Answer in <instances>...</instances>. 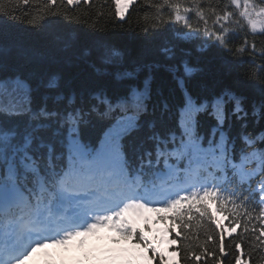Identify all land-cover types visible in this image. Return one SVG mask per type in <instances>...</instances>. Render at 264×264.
Returning <instances> with one entry per match:
<instances>
[{
	"label": "snow or ice",
	"instance_id": "snow-or-ice-1",
	"mask_svg": "<svg viewBox=\"0 0 264 264\" xmlns=\"http://www.w3.org/2000/svg\"><path fill=\"white\" fill-rule=\"evenodd\" d=\"M115 2L123 16L134 0ZM186 3L153 5L158 14L170 10L160 23L187 30L174 29L176 42L155 52L130 51L102 38L82 42L75 32L55 29L41 45L25 44L8 33L9 18L15 17L0 6L8 17L0 19V70L14 58L35 85L29 88L20 78L0 81V264H25L49 243L64 244L102 227L119 234L113 243H135L97 264L145 258L165 264L164 253L146 234L147 213H155L157 223L171 221L157 230L161 243L177 228L176 237L188 239L184 233L207 219L220 230L218 250L225 257V233L237 232L241 222L223 228L211 205L216 213L236 216L244 207L246 220L264 224V79H250L257 95L249 99L233 86L202 79L192 50L179 47L199 42L200 53L216 47L264 58V0L259 5L243 0L242 6L241 0ZM210 19L215 31L208 27ZM241 34L243 42L233 51L229 44ZM262 72L264 64L257 76ZM243 230L249 231L246 224ZM206 237L212 240L213 234ZM261 237L264 227L255 236L264 244ZM207 240L199 255L188 248L195 260L215 255ZM234 247L241 250V243ZM235 264H245L241 255Z\"/></svg>",
	"mask_w": 264,
	"mask_h": 264
},
{
	"label": "trees",
	"instance_id": "trees-1",
	"mask_svg": "<svg viewBox=\"0 0 264 264\" xmlns=\"http://www.w3.org/2000/svg\"><path fill=\"white\" fill-rule=\"evenodd\" d=\"M241 1L243 2V0ZM161 2L162 0H134L123 19L117 17L115 0H89L88 3L81 0L76 5H69L67 0H63V2L57 0L55 5H50L48 0H29L28 4H24L23 0H0V6L3 7L4 12L8 13V17H15L14 20L9 18L8 33L25 44L39 46L44 42L45 34L55 29L61 34L75 32L82 42L102 38L130 51L155 52L160 46L169 41L176 42L174 29H179L181 33L187 31L178 24L160 23V20L167 19L170 11L164 8L162 14H158L153 5ZM182 2L185 3V6H188L186 0H182ZM215 2L216 0H213V3ZM251 2L259 5L260 0H251ZM220 3L227 4L230 3V0H220ZM230 10L235 9L230 8ZM8 17L0 13V19ZM191 22L194 27L198 24L194 15L191 16ZM153 25H156L158 30L154 31ZM199 27L203 29L202 22L199 23ZM208 27L210 30H216L211 19L208 21ZM146 28L149 30L147 33L145 32ZM184 39L189 40L191 38L185 36ZM251 39L252 37L249 36L250 43ZM256 39L257 48L259 49L261 38L256 37ZM242 42L243 35L241 34L234 38V42L230 43L229 47L235 51ZM179 47L192 50L190 59L194 66L202 69V79L214 81L221 86H233L249 99L256 97L257 94L250 87L249 81L253 77L264 79V72L257 76L258 66L264 64V58L260 55L252 56L249 52H244L239 56H235L216 47L208 49L207 44H204L203 47L208 50L205 53H200L196 51V48L200 47L199 42L179 44ZM17 77L23 79L29 88H35L29 74L23 70V67L14 58H10L5 68L0 70V80ZM228 207L231 208V205ZM211 208L214 212L215 205H211ZM237 211L239 216L229 215L227 212L221 213L228 229L235 226V220L238 219L241 222V227L237 228V232L231 233V235L225 233L226 257L221 255L218 250L220 230L216 229L215 224L207 221V219L201 221V228L196 229L194 226L184 233L189 237L188 239H184L183 236L177 238L175 233L180 229H174L171 237L177 239V243L172 244L171 248L176 250L179 264H217V261L220 264H235L236 255H241L245 264H264V244L255 240V236L259 235L260 227H263L261 220H246L244 207H239ZM151 214L155 218L153 223H156V214ZM160 215H165V213L162 212ZM167 215L171 216V213ZM166 223L170 224L171 221L159 222L156 227L163 228ZM137 224L140 228L144 227V224L140 225L138 222ZM245 224L249 229L248 232L243 230ZM148 227L151 231L146 234L153 245L159 248L158 240L152 238L154 227L150 225ZM253 229H255V233H253ZM206 233H212L213 239L207 240ZM84 238V245L82 244L77 252H73V239H71L64 244H53L54 254L48 260L41 262L36 261L33 257L27 260L28 264H97V248L102 240L113 242L115 239H120L119 234L108 227H102ZM206 240L207 250L214 252L215 255L205 253L197 261L188 252V248L199 255L203 250L200 246L205 245ZM261 240L264 241V237H261ZM235 242L241 243V250L235 249ZM134 243L135 241L120 240L118 248L131 249ZM253 244H256L257 247L253 248ZM249 251H251L250 256L248 255ZM142 261L143 259L136 262L141 263Z\"/></svg>",
	"mask_w": 264,
	"mask_h": 264
},
{
	"label": "rangeland",
	"instance_id": "rangeland-1",
	"mask_svg": "<svg viewBox=\"0 0 264 264\" xmlns=\"http://www.w3.org/2000/svg\"><path fill=\"white\" fill-rule=\"evenodd\" d=\"M242 5H243V2L241 1V6ZM125 14H126V12L124 13L123 16H118L117 15L118 19H123L124 16H125ZM17 78H19V77H17ZM17 78L4 79V80H0V81L9 82V81L16 80ZM21 80H23V79H21ZM24 83L27 85V83L25 81H24ZM11 87H12V85L9 84L8 85V90H10ZM213 213L215 214V219L220 220L222 227L225 228V229H228V226L224 223V218L221 215V213H216L215 211ZM146 215L150 218V222H149V225L150 226L153 227V226H156L158 224L157 222L156 223H153L154 216L151 213H147ZM136 220H137V222L140 225H143L144 224L143 220H140L139 218H136ZM263 227H264V224H263ZM162 229L163 228H161L160 230H162ZM153 235H154V239L155 240H158L157 241L158 242V246H160L158 248L159 251H161V252L164 253V256H165V264H179L180 262L177 259L176 250H174L173 248H171L172 247V244H170L168 242L169 240L174 239V238H172L171 236H169L167 239H165L163 241V243H161L159 238L162 235V232L157 231V229H156L154 231V234ZM48 255H49V253L46 256H48ZM151 255H152V253L149 251L148 252V256L150 257ZM140 264H160V261L158 259L150 260V259L145 258V259H143V261Z\"/></svg>",
	"mask_w": 264,
	"mask_h": 264
}]
</instances>
